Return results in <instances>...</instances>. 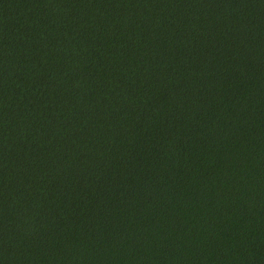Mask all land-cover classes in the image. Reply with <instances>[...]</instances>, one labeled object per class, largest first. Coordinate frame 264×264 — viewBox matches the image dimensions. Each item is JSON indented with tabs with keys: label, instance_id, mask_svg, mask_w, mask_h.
I'll use <instances>...</instances> for the list:
<instances>
[{
	"label": "trees",
	"instance_id": "16d2710c",
	"mask_svg": "<svg viewBox=\"0 0 264 264\" xmlns=\"http://www.w3.org/2000/svg\"><path fill=\"white\" fill-rule=\"evenodd\" d=\"M0 264H264V0H0Z\"/></svg>",
	"mask_w": 264,
	"mask_h": 264
}]
</instances>
